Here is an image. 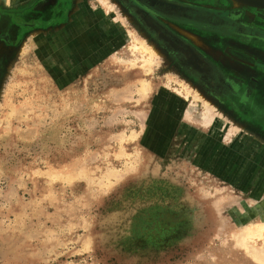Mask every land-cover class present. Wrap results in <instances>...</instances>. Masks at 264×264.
Here are the masks:
<instances>
[{
  "label": "rangeland",
  "instance_id": "1",
  "mask_svg": "<svg viewBox=\"0 0 264 264\" xmlns=\"http://www.w3.org/2000/svg\"><path fill=\"white\" fill-rule=\"evenodd\" d=\"M7 1L34 10L0 84V264H264L260 131L120 0ZM197 2L264 29V10ZM168 25L245 71L232 40Z\"/></svg>",
  "mask_w": 264,
  "mask_h": 264
},
{
  "label": "flooded vegetation",
  "instance_id": "2",
  "mask_svg": "<svg viewBox=\"0 0 264 264\" xmlns=\"http://www.w3.org/2000/svg\"><path fill=\"white\" fill-rule=\"evenodd\" d=\"M120 1L133 15H138L141 22L147 27L149 34L159 43L160 48L169 54L181 73L195 80L197 85H200L204 90L205 95L218 99L220 105L228 109L233 119L245 121L253 129H255L253 123H264V112L253 110L252 104L249 102L252 86L249 85L242 90V80H240L237 81V86L232 87L229 91L228 85L222 77L225 66L217 59L220 50L207 43L206 47L201 44L197 45L188 38L175 33L168 25L180 26L202 35V37L209 34L208 40L200 37L199 42L203 39L207 42H213L216 37L232 40L235 46L229 47V49L225 48L224 52L237 57L241 63L247 65L248 62L244 60L254 57L253 48L264 51V29L260 26L261 23L256 20L253 22L246 21L244 15L241 16L243 14L241 10L231 8L229 10L205 9L197 4L198 0ZM32 10L34 8L27 12L23 11L24 13H0V84L8 65L9 48L12 46L9 40L12 42L14 40L10 36V30L12 29L15 33L19 32L18 34L24 33L22 30L27 25L21 23L20 20L32 13ZM19 14L22 16L15 18L14 15ZM19 29H21V33ZM157 38L159 41L156 40ZM237 42L243 45L245 49H238L236 47ZM258 54L256 53V55ZM250 63L254 69L264 72V63L257 59L255 64H252L254 61ZM256 130L262 132L260 129Z\"/></svg>",
  "mask_w": 264,
  "mask_h": 264
},
{
  "label": "crops",
  "instance_id": "3",
  "mask_svg": "<svg viewBox=\"0 0 264 264\" xmlns=\"http://www.w3.org/2000/svg\"><path fill=\"white\" fill-rule=\"evenodd\" d=\"M253 50H256L259 54L256 56L253 54L254 57H251V59L244 60L249 64L248 67V64L244 65V67L246 68L245 71L238 67L236 59H234L232 62L227 60L223 61L225 69L223 70L222 77L225 83L228 85L229 91L232 87L237 86L236 83L240 80H242V90L248 87L249 85L252 86L250 92L251 99L249 100V102L252 104L253 110L264 112V72L258 69H254L253 65H251L250 63L254 61V63L252 64H255L256 59L264 63V51L255 48H253ZM240 67H242V65H240ZM253 127L255 129H260L264 133L263 122L253 123ZM261 135L264 138V134Z\"/></svg>",
  "mask_w": 264,
  "mask_h": 264
},
{
  "label": "water",
  "instance_id": "4",
  "mask_svg": "<svg viewBox=\"0 0 264 264\" xmlns=\"http://www.w3.org/2000/svg\"><path fill=\"white\" fill-rule=\"evenodd\" d=\"M234 3H239L241 6L252 7L259 10H264V0H232Z\"/></svg>",
  "mask_w": 264,
  "mask_h": 264
},
{
  "label": "bare ground",
  "instance_id": "5",
  "mask_svg": "<svg viewBox=\"0 0 264 264\" xmlns=\"http://www.w3.org/2000/svg\"><path fill=\"white\" fill-rule=\"evenodd\" d=\"M9 1V0H8ZM8 1H7V3H8ZM236 3V2H235ZM237 4H239V3H237ZM240 5V4H239ZM245 16V15H244ZM185 32V31H184ZM190 36V35H189ZM199 42V41H198ZM146 89V88H145ZM208 112V111H207ZM205 116V115H204ZM206 117V116H205ZM205 120H206V123L207 124H209L210 122L212 123V121H213V119H212V117H206L205 118ZM264 226V225H263ZM256 227V226H255ZM258 228H260V227H258ZM248 230V232H252V235H254V234H256V233H258V232H260V230L259 229H254V230H252V228H250V229H247Z\"/></svg>",
  "mask_w": 264,
  "mask_h": 264
}]
</instances>
